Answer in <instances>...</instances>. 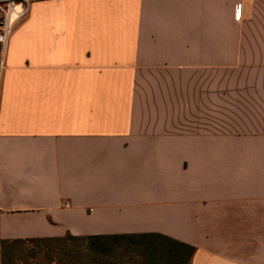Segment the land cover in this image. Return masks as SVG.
<instances>
[{
	"label": "crops",
	"instance_id": "1",
	"mask_svg": "<svg viewBox=\"0 0 264 264\" xmlns=\"http://www.w3.org/2000/svg\"><path fill=\"white\" fill-rule=\"evenodd\" d=\"M30 2L0 237L160 232L191 264H264V0Z\"/></svg>",
	"mask_w": 264,
	"mask_h": 264
},
{
	"label": "trees",
	"instance_id": "2",
	"mask_svg": "<svg viewBox=\"0 0 264 264\" xmlns=\"http://www.w3.org/2000/svg\"><path fill=\"white\" fill-rule=\"evenodd\" d=\"M194 252L160 232L0 237L1 264H191Z\"/></svg>",
	"mask_w": 264,
	"mask_h": 264
},
{
	"label": "built area",
	"instance_id": "3",
	"mask_svg": "<svg viewBox=\"0 0 264 264\" xmlns=\"http://www.w3.org/2000/svg\"><path fill=\"white\" fill-rule=\"evenodd\" d=\"M30 8V0H0V89L10 38L17 23L28 16Z\"/></svg>",
	"mask_w": 264,
	"mask_h": 264
}]
</instances>
